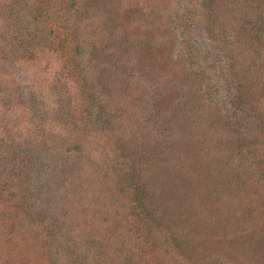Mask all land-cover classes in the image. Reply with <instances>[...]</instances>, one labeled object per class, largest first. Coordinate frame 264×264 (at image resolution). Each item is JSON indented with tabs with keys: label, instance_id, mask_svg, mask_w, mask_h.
<instances>
[{
	"label": "rangeland",
	"instance_id": "374dc122",
	"mask_svg": "<svg viewBox=\"0 0 264 264\" xmlns=\"http://www.w3.org/2000/svg\"><path fill=\"white\" fill-rule=\"evenodd\" d=\"M69 1L0 0V264H264V0Z\"/></svg>",
	"mask_w": 264,
	"mask_h": 264
},
{
	"label": "trees",
	"instance_id": "16d2710c",
	"mask_svg": "<svg viewBox=\"0 0 264 264\" xmlns=\"http://www.w3.org/2000/svg\"><path fill=\"white\" fill-rule=\"evenodd\" d=\"M24 6H25V9H24V6H23V8H22V10L20 11V12H22V11H25L26 9H29L30 10V8L28 7V6H26L27 5V2H25V4H24V2L22 3ZM30 6H33V5H30ZM69 7H71L72 9H73V14L71 15V14H69V15H66V16H64L63 18H62V20L59 22V23H56L55 22V25L53 24H51L50 25V27H49V34H51V37L54 39L56 36H59V41H57V44H58V48L59 49H61V47H63L64 46V44L66 43L65 42V37L68 35V33H64V32H62L61 33V31H65V30H67V26H72V28L73 29H75V30H77V29H79V27H80V23H79V20H78V4H77V1L75 2V0H70L69 1ZM38 10V9H37ZM35 13V14H34ZM34 13H32L33 14V16H32V19L33 20H36L37 18H39L41 15H40V13H38V12H34ZM15 19H19V18H21L18 14H16L15 13ZM196 27H198V24H197V26ZM24 29V28H23ZM262 40H264V37L262 38ZM68 56L66 55V57L65 58H67ZM86 98V97H85ZM73 112V114H75L76 115V113H77V111L76 110H73L72 111ZM80 115H76L75 117H74V120L75 119H77L78 117H79ZM85 128H83V129H81V130H84ZM79 133H80V131H79ZM76 136H79V134H77ZM82 143H77V142H74V145H72V144H70L69 146H70V148H74L75 147V149L76 150H78V149H81L83 146L81 145ZM16 199V198H15ZM17 200V199H16ZM9 239V238H8ZM7 239V240H8ZM25 238H22V240L23 241H26V242H29V245L30 246H39V245H41V244H43V239H41V238H38L36 235H34V236H31V238L29 239V240H24ZM208 241L206 242V243H209L210 245L212 244H214V243H217V239L215 238V237H211L210 239H207ZM6 242V241H5ZM175 243H176V246H177V248H179L180 246L178 245V243L175 241H172L171 240V242H170V244L173 246V250L175 249ZM166 243H163V241L160 243V246H161V248H163V246L165 245ZM6 245V244H5ZM171 246V247H172ZM151 254H152V251H151ZM153 258H158V256L157 255H154V257ZM187 258V257H186ZM206 260L205 261V264H214V263H212L211 261H209L206 257H202V260Z\"/></svg>",
	"mask_w": 264,
	"mask_h": 264
}]
</instances>
